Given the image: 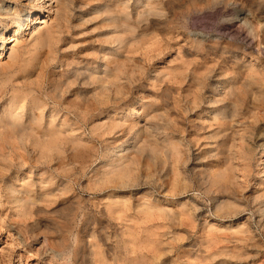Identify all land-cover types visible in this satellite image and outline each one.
Listing matches in <instances>:
<instances>
[{
  "label": "rangeland",
  "instance_id": "rangeland-1",
  "mask_svg": "<svg viewBox=\"0 0 264 264\" xmlns=\"http://www.w3.org/2000/svg\"><path fill=\"white\" fill-rule=\"evenodd\" d=\"M43 1L40 10L38 4ZM67 1L72 10L61 18L56 17L55 0H0V7L14 12L8 20L0 16V45L23 24L25 11L32 8L26 21L29 24L14 34L15 41L6 44L0 55V124L13 116L7 111L15 93L20 103L15 104V112L19 111L24 121L46 102L43 122L50 124L51 87L57 85L55 111H62L54 112L59 140L55 139V151L46 159H39V150L30 142L11 140L9 132L0 133V264H264V4L259 10L251 0H148L153 1V7L160 4V9H153L159 12L154 15L152 11V18L146 17L148 22H139L135 4L147 0ZM110 1L122 7L127 4L134 25L140 27L137 40L120 49L118 42L109 43L117 34L107 14L96 12ZM41 17L49 22L40 27L61 32L54 33L57 39L52 50L43 46L37 54L44 57L36 55L32 60L38 63L31 72L35 75L31 79L37 75L36 79L20 84L18 77L24 73L6 65L11 60L10 47L19 41L20 54L22 46L32 51L37 34L34 20ZM128 35L123 36L130 38ZM114 48L119 51L114 57L125 59L120 61L126 65L118 101L98 106L89 97L87 102H94L82 104L80 110L76 107L79 100H74L77 96L72 95L81 88L87 90L85 87L72 85L70 93L60 94L63 75L71 66L98 65L106 54L104 59L112 68L108 54L110 57ZM39 63H44V70L40 71ZM222 80L224 87L218 91L233 85L236 94L226 91L221 104L212 90ZM107 93L113 96L111 91ZM59 94L63 97L57 98ZM215 98L219 100L216 103L210 100ZM228 98L234 104L227 102ZM84 106L86 110L80 112ZM231 106L239 109L234 121L225 124L216 120L213 110L225 107L230 111ZM130 108L137 111L130 119L140 123L126 129L131 120L125 114ZM118 121L124 125L114 126ZM156 143L161 149L157 150ZM117 158L120 166L123 162L127 168L120 172L122 177L117 170L109 173L119 165ZM220 170L230 176L228 181L213 178ZM104 177L106 181L112 177V183L104 182ZM12 184L21 192L19 197L26 193L30 196L26 199H32L27 202L25 195L17 200L19 193ZM26 188L31 191L24 192Z\"/></svg>",
  "mask_w": 264,
  "mask_h": 264
},
{
  "label": "bare ground",
  "instance_id": "bare-ground-1",
  "mask_svg": "<svg viewBox=\"0 0 264 264\" xmlns=\"http://www.w3.org/2000/svg\"><path fill=\"white\" fill-rule=\"evenodd\" d=\"M37 1H39V2H41L40 0H37ZM100 1V0H99ZM118 1V0H117ZM136 1V0H135ZM146 1V0H145ZM32 2V1H31ZM44 2V1H43ZM157 2V0L154 2V3H156ZM217 2V1H216ZM249 2V1H248ZM251 2H252V4L254 5V7L256 8V9H259L260 10V7H261V5L262 4H264V0H251ZM153 3V1L151 2V1H148L147 0V2H146V4H143V3H137L136 2V4H135V9H136V11H135V19H137L138 21L140 20V21H142L143 19L144 20H146L147 22L149 21V20H147V16H149V14L150 13H153L152 11H154L155 9H157V8H159V7H157V6H159L158 4H157V8L156 7H153L154 5L152 4ZM158 3V2H157ZM160 3V2H159ZM262 3V4H261ZM44 4H45V2L44 3H39L38 4V9H42L43 7H44ZM103 4V3H102ZM139 4H141V8L139 7L140 5ZM143 4V5H142ZM251 4V3H250ZM82 5V4H81ZM153 5V6H152ZM248 5V4H247ZM125 6V7H124ZM134 6V5H133ZM143 6V7H142ZM128 5L127 4H125V5H123V7H122V5H121V3H112L111 1H110V3H106L104 6H102V7H97V10H96V12H102V14L104 13V15H105V13L107 14V20H108V23L109 24H112V27L111 28H113L114 30L113 31H115L116 32V36L115 37H110L108 40H109V43H115V42H118L119 43V48L118 49H120V47H122V46H124V44H129V43H133V42H135L136 40H137V38H138V36L136 35V31H137V29L138 28H140V27H137V25H134V21H133V17H132V15L133 14H131L130 13V11H127L128 10ZM34 8V7H33ZM55 9H56V17L57 16H62L61 18H64L65 17V15H67V12H68V10L69 11H71L72 10V8H70V5H69V1H67V0H55ZM127 9V10H126ZM132 9V8H131ZM154 9V10H153ZM160 9V8H159ZM261 9H262V7H261ZM155 11H157V10H155ZM155 11H154V13H155ZM257 11V10H256ZM10 12H12V10L10 9V8H8V7H2V5H1V7H0V16H2L4 19H10L11 18V14H10ZM26 13L23 15V18L21 19V22L23 23L22 25L21 24H19V25H17L15 28H14V34H18L19 33V31H22V29H23V27L24 26H27L29 23H26V21H28L29 19H28V15L30 14V13H32V8H29L28 10H26L25 11ZM92 12V11H91ZM159 12V11H158ZM157 12V13H158ZM261 12V11H260ZM12 13H14V12H12ZM157 13H155L154 15H157ZM162 13V12H161ZM17 14V13H16ZM92 14V13H91ZM96 14V13H95ZM100 13H98V15H99ZM131 14V15H130ZM163 14V13H162ZM94 15V14H93ZM101 15V14H100ZM100 15H99V17H100ZM264 15V14H263ZM97 16V15H96ZM134 16V15H133ZM151 16H153V14H151ZM151 16H149L150 18H152ZM13 17V16H12ZM67 17H69V16H67ZM259 17H260V15H259ZM92 18V17H91ZM96 18V17H95ZM146 18V19H145ZM261 18V17H260ZM97 19V18H96ZM154 19V18H153ZM20 20V19H19ZM93 20V19H92ZM107 20H106V22H107ZM143 20V21H144ZM162 20V19H161ZM31 21V20H30ZM55 21H56V19H55ZM81 21V20H80ZM87 21H88V19H87ZM90 21H91V19H90ZM105 21V20H104ZM137 21V22H138ZM139 21V22H140ZM5 22V21H4ZM48 22H49V20H46L45 19V17H41V18H37V19H35L34 20V23H36L37 25H36V30H37V34H36V36L34 37V42L32 43V48H33V50L31 51L30 49V52L28 51V50H26L25 49V46H22V47H24V49L22 48V50H24V51H21V53L22 54H20V52H19V48H20V42L19 41H16L15 42V46H12V47H10V53H9V57H10V61L7 63L6 62V65L8 64V67H14V68H18V70L19 71H22L23 73H24V75L23 76H21V77H18L19 78V81H21V83L20 84H25V82H29V84L30 83H32V81L33 80H35L36 79V77H37V75H36V77H35V79H31V76H32V69L36 66V65H38V63L37 62H32V60H34L37 56L36 55H38L37 54V52L40 50V49H42V47L44 46V49H46V51H48L49 52V50H47V47H49V48H51L50 50H52V45H53V41L55 40V39H57V33L58 32H61V31H55V32H53L51 29H48V26H46V29H43V28H45V26L42 28V27H40L42 24H48ZM84 22V21H83ZM137 22H135V24H137ZM145 22V21H144ZM263 22V21H262ZM82 23V22H81ZM107 23V24H108ZM151 23V22H150ZM259 23H261L260 21H259ZM0 24H1V20H0ZM108 24V25H109ZM139 24V23H138ZM143 24V23H142ZM149 24V23H148ZM147 24V25H148ZM57 25V24H56ZM144 25V24H143ZM153 25V24H152ZM261 25V24H260ZM58 26V25H57ZM56 26V27H57ZM60 26V25H59ZM111 26V25H110ZM144 26H146V23H145V25ZM50 27H51V25H50ZM142 27V29H143V26H141ZM153 27V26H152ZM42 28V29H41ZM52 28H55V27H52ZM60 28V27H59ZM146 28H148V26H146ZM145 28V29H146ZM161 28V27H160ZM57 29H58V27H57ZM141 29V30H142ZM60 30V29H59ZM143 31V30H142ZM127 32L129 33V35H130V38H127L126 36L124 37L123 35L124 34H126V35H128L127 34ZM144 32V31H143ZM54 33H56V36H54L55 34ZM14 34L11 36V35H7L6 36V38H5V42H4V44H2V45H0V55L3 53V51H4V49H5V46H6V44H9V43H11V42H13V41H15V39H12L13 38V36H14ZM112 34V33H111ZM157 34V33H156ZM105 35V34H104ZM115 35V34H114ZM128 35V36H129ZM108 37V36H107ZM0 38H1V36H0ZM4 38V37H3ZM127 38V39H126ZM102 40V39H101ZM107 42V41H106ZM103 43V42H102ZM118 43H116V44H118ZM107 44V43H106ZM110 44V45H111ZM120 44H121V46H120ZM27 46V45H26ZM118 46V45H117ZM116 47V46H115ZM48 48V49H49ZM113 48V47H112ZM197 48V47H196ZM44 49H42V50H44ZM105 49H107V48H105ZM117 48H114V49H112L111 50V56L109 57V54H108V58H109V60H113V65H111V66H113L112 68L109 66V63L106 61L107 60V56H106V54H103V55H101L102 57H100L101 58V61H100V63L98 64V65H94V66H88V65H93V64H91V63H86V64H82L83 66H80V67H77V66H79V65H76V66H74L73 65V62L71 63L73 66H71V68L69 69V70H67V73L66 74H64L63 75V80H62V82H61V85L59 86L60 88H59V92H61L60 94H64V92H66V93H70L71 92V90H73V89H71L70 90V88H71V86L72 85H76V86H79V87H81V86H83V87H85V89H87V90H83L82 91V88H81V92H79V91H77L76 93H73V95H72V97L74 96H77V98L78 99H74L75 101L76 100H79V101H77L78 103L76 104L77 106V108H79L82 104H85V103H91V102H94V101H96V104H98V106L99 105H101V104H103V106H104V103L106 102H108L107 104H109V102L110 101H118L117 100V97H119V95L121 96V94H120V89H121V86H122V81H121V72L123 71L122 69H126V65H122V64H124V58L122 57V59H124V60H121V58L120 59H118V57H114L115 56V54L114 53H117V52H119V51H117L118 50ZM55 50V49H54ZM221 50V49H220ZM213 52V51H212ZM39 53V52H38ZM42 53V52H41ZM52 53H54V52H52ZM130 53V52H129ZM198 53V52H197ZM216 53V52H215ZM23 54L26 56L27 54H29L30 56L29 57H23ZM40 54V53H39ZM45 54V53H44ZM48 54H51V53H48ZM118 54V53H117ZM47 55V54H46ZM86 55H87V53H86ZM28 56V55H27ZM38 56H40V57H42L43 56V53H42V56L41 55H38ZM44 57V56H43ZM47 57V56H46ZM48 57H49V59L51 58L49 55H48ZM53 57V56H52ZM63 57V56H62ZM75 57V56H74ZM216 57H218V56H216ZM1 58V57H0ZM38 58V57H37ZM73 58V57H72ZM88 58V57H87ZM98 58V57H97ZM99 58V59H100ZM104 58H106V60L104 59ZM52 59V58H51ZM71 59V58H70ZM126 59H127V57H126ZM129 59V58H128ZM233 59V58H232ZM9 60V59H8ZM37 60V59H36ZM39 60H40V58H39ZM69 60V59H68ZM73 60V59H72ZM79 60H81V59H79ZM94 59H92L91 60V62L93 61ZM98 60V59H97ZM104 60V61H103ZM108 60V61H109ZM111 60V61H112ZM124 61V62H121V61ZM71 61V60H70ZM119 61H120V63H119ZM40 62V61H39ZM41 62H42V59H41ZM44 62V61H43ZM64 62V61H63ZM67 62V61H66ZM69 62V61H68ZM68 62H67V64H68ZM74 62H76L75 60H74ZM82 62V61H81ZM128 62V61H127ZM48 63V62H47ZM52 63V62H51ZM77 63H79V61L77 62ZM122 63V64H121ZM40 64V63H39ZM43 64V65H42ZM64 64H66V63H64ZM63 64V65H64ZM71 64H68V66H70ZM80 64V63H79ZM88 64V65H87ZM94 64H96V63H94ZM225 64V63H224ZM127 65H128V63H127ZM33 67V68H32ZM38 67V66H37ZM40 71H41V69H43L44 70V63H41L40 64ZM124 67V68H123ZM128 68H130L129 66H127ZM228 67V66H227ZM67 68H69V67H67ZM134 68V67H133ZM132 68V69H133ZM202 68V67H201ZM37 69V68H36ZM39 69V68H38ZM65 69V68H64ZM10 70V69H9ZM15 70V69H14ZM17 70V71H18ZM131 70V69H130ZM130 70H128V72L130 71ZM134 70V69H133ZM16 71V70H15ZM65 71V70H64ZM22 72H21V75H22ZM37 72H38V70H37ZM37 72H35V73H37ZM53 72V71H52ZM125 72V71H124ZM200 72V71H199ZM223 72V71H222ZM225 72V71H224ZM10 73H11V71H10ZM13 73V72H12ZM11 73V74H12ZM39 73V72H38ZM47 73V72H46ZM55 73V72H54ZM62 73V72H61ZM195 73V72H194ZM198 73V72H197ZM197 73H195L194 74V76H196L197 75ZM51 74H53V73H51ZM50 74V75H51ZM63 74V73H62ZM131 74H132V72H131ZM130 74V75H131ZM134 74V73H133ZM193 74V73H192ZM191 74V75H192ZM221 74V73H220ZM222 74H224V73H222ZM43 75H44V73H43ZM123 75H124V73H123ZM207 75V74H206ZM257 75V74H256ZM17 76H18V74H17ZM20 76V75H19ZM35 76V75H34ZM34 76H32V78L34 77ZM38 76H40V75H38ZM54 76V75H53ZM53 76H52V78H51V81H53L52 79H53ZM61 77H62V75H60ZM193 76V77H194ZM199 76V75H198ZM220 76V75H219ZM224 76V75H223ZM222 75H221V77H223ZM15 77H16V75H15ZM59 77V76H58ZM17 78V77H16ZM196 78L198 79V77L196 76ZM206 78V77H205ZM252 78V77H251ZM55 79V78H54ZM56 79H58V78H56ZM55 79V80H56ZM61 79V78H60ZM194 79V78H193ZM17 79H15V81H16ZM26 80H29V81H26ZM38 80H39V77H38ZM46 80H47V78H46ZM191 80V79H190ZM201 80V79H200ZM202 80H203V78H202ZM225 80V79H224ZM227 80V79H226ZM58 81H59V79H58ZM197 81V80H196ZM199 81V80H198ZM228 81V80H227ZM257 81V80H256ZM12 82V81H11ZM36 83H38L37 81H35ZM56 82H57V80H56ZM191 82V81H190ZM189 82V83H190ZM194 82H195V79H194ZM248 82V81H247ZM40 83H41V81H40ZM42 83H43V81H42ZM42 83L40 84L41 86H42ZM193 83V82H192ZM200 83V82H199ZM15 84V83H14ZM51 84H53V83H51ZM125 84V83H124ZM260 84V83H259ZM39 85V84H38ZM48 85V84H47ZM256 85V84H255ZM21 86V85H20ZM36 86V85H35ZM41 86H39V87H41ZM54 86V85H53ZM58 86V85H57ZM57 86H56V88H57ZM195 86V85H194ZM199 86V85H198ZM201 86V85H200ZM206 86V85H205ZM229 86H231V84H229ZM233 86V85H232ZM231 86V87H232ZM12 87V86H11ZM10 87V88H11ZM14 87V86H13ZM37 87V86H36ZM75 87V86H74ZM224 87V81L222 80V81H219V82H217V84H216V88H214V90H212L213 91V95H214V97H217V98H219V100H221V104L223 103L222 101L226 98H222V99H220V97L222 96V95H225L226 93V91L228 92V90H229V94L228 95H230V93H232V91L234 92L235 90L233 89H231V87L230 88H228V90H220V92L218 91L219 89H222ZM234 87V86H233ZM15 88V87H14ZM13 88V89H14ZM32 88H34V87H32ZM52 89H51V92L53 93V96L51 97L52 98V102L54 103L53 105H52V109H50L51 111H50V118H51V122H48V123H50L49 125L48 124H46V125H48V126H46L45 125V123L43 122V113H44V110H45V108H46V106L48 105V103H43V104H40L41 106H39L38 105V107H37V109H38V113L36 112V113H32L31 114V116L28 118V120H23V116L20 114V112L19 111H17V112H15L16 110H17V106L15 105V104H20L17 100V97L15 96L16 95V93H15V95L14 96H12V99H11V101H10V103H9V109H8V111H7V114H13V116L11 117H7L8 119L6 120V122L4 123V125L2 126L1 124V126H0V133H8L9 132V135H10V138H12L11 140H13L14 138H19V139H21L22 140V142H30L31 144L30 145H32L34 148H37V150H39L37 153H38V156H39V159L41 160V159H46L47 158V156L50 154V153H52V152H54L55 151V144H56V140H59V138L57 139V137L55 136V130L56 129H54L55 128V113L54 112H56L55 111V102H57V100L55 99L56 97H55V91H56V88L55 87H51ZM73 88V87H72ZM246 88V87H245ZM247 88H248V86H247ZM19 89V88H18ZM22 89V88H21ZM24 89V88H23ZM29 89V88H28ZM201 89V88H200ZM227 89V88H226ZM262 89V88H261ZM25 90V89H24ZM27 90V89H26ZM25 90V91H26ZM41 90V89H40ZM122 90V89H121ZM15 91V90H14ZM14 91H12V92H14ZM27 91H30V92H32L31 90H27ZM34 91V90H33ZM108 91H111L112 93H113V96L111 97L110 96V92L109 93H107ZM217 91L219 92V93H217ZM16 92V91H15ZM29 92V93H30ZM43 92V91H42ZM41 92V93H42ZM44 92H45V90H44ZM74 92H75V90H74ZM18 93V92H17ZM40 93V94H41ZM47 93L49 94V92L47 91ZM235 93V92H234ZM238 93V92H237ZM19 94V96H21V93L19 92L18 93ZM18 94H17V96H18ZM25 94V92L23 93V95ZM51 94V93H50ZM58 94V93H57ZM56 94V95H57ZM58 95L57 96V98H62L63 97V95ZM236 94V93H235ZM35 95V94H34ZM42 95V94H41ZM118 95V96H117ZM19 96H18V98H19ZM25 96V95H24ZM23 96V97H24ZM31 96V95H30ZM226 96V95H225ZM232 96H233V94H232ZM27 97H28V95H27ZM33 97V96H32ZM73 97V98H74ZM89 97L90 98H93L94 99V101H90V102H87V101H89V100H87V99H89ZM209 97H210V95H209ZM224 97V96H223ZM228 97V96H227ZM21 98V97H20ZM35 98V96L33 97V99ZM37 98V97H36ZM45 98H47L46 96H45ZM213 98V97H212ZM235 98H236V96H235ZM238 98V97H237ZM242 98V97H241ZM245 98V97H244ZM247 98V97H246ZM92 99V100H93ZM119 99V98H118ZM209 99V98H208ZM229 99V98H228ZM232 99H233V97H232ZM20 100V99H19ZM22 100H24V98L22 99ZM37 100H39L38 98H37ZM42 100H43V98H42ZM51 100V99H50ZM60 100V99H59ZM68 100H69V98H68ZM71 100L72 101H74L72 98H71ZM71 100H69L68 102H70ZM211 101H213L214 102V100H215V103H216V101H219V100H217L216 98L215 99H210ZM234 100V99H233ZM236 100V99H235ZM36 101V100H35ZM44 101V100H43ZM67 101V100H66ZM65 101V102H66ZM71 101V102H72ZM74 101V102H75ZM120 101V100H119ZM226 101L227 102H230L231 103V101H230V99H229V101L226 99ZM225 101V102H226ZM237 101V100H236ZM235 101V102H236ZM18 102V103H17ZM23 102V101H22ZM39 102V101H38ZM42 101H40L39 103H41ZM61 100L59 101V103L61 104ZM233 102V101H232ZM120 103V102H119ZM219 103V102H218ZM67 104H69V103H67ZM89 104H88V106H89ZM116 104H118V103H115V105ZM213 104V103H212ZM228 104V103H227ZM231 104H234V103H231ZM22 105V104H21ZM59 105V104H58ZM63 105H64V103H63ZM85 105H87V104H85ZM91 105V104H90ZM230 105V104H229ZM244 105V104H243ZM13 106H16V107H14L13 108ZM83 106V105H82ZM228 106V105H227ZM226 106V107H227ZM235 106V105H234ZM232 107L231 108V110L229 111L228 109L230 108H228L227 110H226V108L224 107V108H221V109H216V110H213L214 112V117L216 118V120H219V121H221V123H225V122H228V123H231V121H234V117L236 116V114L238 113V111H239V109H238V111L236 110V108L235 107ZM237 106V105H236ZM24 107V106H23ZM58 107V106H57ZM59 107H61V106H59ZM91 107V106H90ZM92 107H94L93 106V103H92ZM96 107V106H95ZM94 107V108H95ZM221 107V106H220ZM240 107H241V105H240ZM239 107V108H240ZM18 108H20L19 106H18ZM50 108V107H49ZM63 108V107H62ZM69 108V107H68ZM67 108V109H68ZM72 108V107H71ZM70 108V109H71ZM83 108V107H82ZM84 108H85V106H84ZM82 109V111H80V112H83V110H86V108L85 109ZM114 108V107H113ZM218 108H219V106H218ZM21 109V108H20ZM19 109V110H20ZM36 109V110H37ZM75 109V108H74ZM88 109V108H87ZM90 109V108H89ZM88 109V110H89ZM93 109V108H92ZM100 109V108H99ZM63 110V109H62ZM77 110V109H76ZM98 110V109H97ZM112 110H114V109H112ZM126 110H128V109H126ZM237 112H236V111ZM59 109L57 110V112L56 113H58L59 114ZM64 111H65V109H64ZM69 111V110H68ZM100 111H101V109H100ZM60 112H62V111H60ZM78 112V111H77ZM86 112V111H85ZM90 112V111H89ZM67 113V112H66ZM88 113V112H87ZM115 113V112H114ZM137 113V111H136V108H130L128 111H127V113L125 114V116H127V117H129V119L130 118H132L135 114ZM147 113V112H146ZM57 114V115H58ZM62 114H64V113H62ZM76 114V113H75ZM83 114V113H82ZM98 115H99V112L97 113ZM227 114V115H226ZM239 114V113H238ZM69 115V114H68ZM67 115V116H68ZM77 115H78V113H77ZM79 115H81V114H79ZM59 116V115H58ZM65 117H66V114L64 115ZM82 116V115H81ZM48 117V116H47ZM64 117V118H65ZM83 119L86 117V115L85 114H83ZM82 117H80V118H82ZM148 117V116H147ZM241 117V116H240ZM68 118V117H67ZM88 118V117H87ZM238 118V117H237ZM69 119V118H68ZM5 120V119H4ZM131 120V119H130ZM213 120V119H212ZM230 120V121H229ZM237 120V119H236ZM236 120H235V123H237L236 122ZM66 121V120H65ZM3 122V121H2ZM122 122V121H121ZM123 122H124V120H123ZM216 122V121H215ZM47 123V122H46ZM114 123V124H113ZM112 124L114 125V126H116L117 125V123H119V126H121L122 127V124L123 123H121L120 124V122L118 121V122H113ZM127 123V122H126ZM126 123H125V125H126ZM128 126L129 127H126V129L127 128H136V126L140 123V122H136V121H128ZM146 123H147V121H146ZM220 123V122H219ZM220 123V124H221ZM227 123V125L229 126L230 124H228ZM234 123V122H233ZM234 123V124H235ZM148 124V123H147ZM219 124V125H220ZM226 124V123H225ZM111 125V124H110ZM124 125V124H123ZM221 125H223V124H221ZM227 125H224L225 126V128H226V126ZM235 125H237V124H235ZM62 126V125H61ZM74 126V125H73ZM114 126L112 127V128H114ZM118 125H117V127H119ZM150 126V125H149ZM227 126V127H228ZM233 126V125H232ZM98 127V126H97ZM123 127H125V126H123ZM143 127V126H142ZM221 127V126H220ZM220 127H219V129H220ZM239 127V126H238ZM70 128V127H69ZM96 128V127H95ZM99 128V127H98ZM97 128V129H98ZM116 128V127H115ZM137 128H139V127H137ZM155 128V127H154ZM158 128V127H157ZM234 128V127H233ZM232 128V129H233ZM73 129V128H72ZM76 129V128H75ZM75 129H73V130H75ZM78 129H80V128H78ZM107 129V128H106ZM156 129V128H155ZM222 129V128H221ZM223 129H224V127H223ZM230 129H231V127H230ZM231 129V130H232ZM69 130H71V129H69ZM110 130H111V128H110ZM110 130H106V131H110ZM114 130V129H113ZM130 130V129H129ZM136 130V129H135ZM134 130V131H135ZM140 130V129H139ZM161 130V129H160ZM225 130V129H224ZM226 130H227V128H226ZM68 131V130H67ZM76 132H77V129L75 130ZM112 131V130H111ZM127 131V130H126ZM137 131V130H136ZM219 131V130H218ZM221 131V130H220ZM223 131V130H222ZM57 132H59L58 130H57ZM63 132V131H62ZM61 132V133H62ZM66 132V131H65ZM74 132V131H73ZM72 132V133H73ZM142 131H140V133H141ZM150 132V131H149ZM223 132H225V131H223ZM228 132V131H227ZM232 132V131H231ZM68 133H71V131L70 132H68ZM75 133V132H74ZM109 133V132H108ZM137 133V132H136ZM219 133H222V132H219ZM57 134V136H58V134L59 133H56ZM157 134V133H156ZM224 134V133H223ZM232 134V133H231ZM229 135V136H232V135ZM235 134V133H234ZM4 134H2V137H4L3 136ZM9 135L7 136V137H9ZM224 135H226V133L224 134ZM228 135V134H227ZM60 136H61V134H60ZM71 136H72V134H71ZM147 136V135H146ZM151 136V135H150ZM169 136V135H168ZM228 136V137H229ZM56 137V138H55ZM59 137V136H58ZM170 137V136H169ZM218 137V136H217ZM233 137V136H232ZM231 137V138H232ZM239 137H241V136H239ZM6 138V137H5ZM136 138V137H135ZM6 139H8V138H6ZM56 139V140H55ZM161 139V138H160ZM166 139V138H165ZM233 139V138H232ZM16 140V139H15ZM14 140V141H15ZM18 140V139H17ZM174 140V139H173ZM3 141V140H2ZM56 141V142H55ZM139 141V140H138ZM146 141V140H145ZM170 141V140H169ZM231 141V140H230ZM60 142H62L61 140H60ZM140 142V141H139ZM154 142H156V141H154ZM162 142V141H161ZM165 142V141H164ZM171 142H172V140H171ZM177 142V141H176ZM246 142V141H245ZM18 143V142H17ZM167 143V142H166ZM173 144L175 143V142H172ZM227 143V142H226ZM9 144V143H8ZM129 144V143H128ZM143 144V143H142ZM141 144V145H142ZM165 143H163V145H164ZM169 144H171V143H169ZM176 144V143H175ZM175 144H174V146H175ZM219 144V143H218ZM228 144V143H227ZM245 144V143H244ZM5 145H7V143L5 144ZM13 145H15L16 146V144H14V142H13ZM18 145H20V144H18ZM140 145V146H141ZM156 145H159V146H157L156 148H158V147H160L161 145L160 144H157L156 143ZM163 145H162V147H163ZM221 145V144H220ZM232 145V144H231ZM238 145V144H237ZM242 145V144H241ZM12 146V145H11ZM58 146V145H57ZM149 146H150V144H149ZM152 146V145H151ZM165 146V145H164ZM167 146V145H166ZM173 145L171 146V149H172V147H174ZM178 146V145H177ZM23 147V146H22ZM142 147H144L143 145L141 146V148ZM148 147V146H147ZM168 147H169V145H168ZM180 147V146H179ZM243 147V146H242ZM6 148V147H5ZM11 148V147H10ZM18 148H19V146H18ZM24 148H25V145H24ZM33 148V149H34ZM135 148V147H134ZM154 148V147H153ZM153 148H151V149H153ZM182 148V147H181ZM239 148V147H238ZM60 149V148H59ZM136 149V148H135ZM143 149V148H142ZM155 149V148H154ZM153 149V150H154ZM160 149H161V147H160ZM173 149H175V148H173ZM177 149H178V147H177ZM177 149H176V151H177ZM219 149V148H218ZM223 149V148H222ZM248 149V148H247ZM4 150H6V149H4ZM11 150V149H10ZM24 150V149H23ZM35 150V149H34ZM33 150V151H34ZM157 150H159V148L157 149ZM220 150V149H219ZM25 151V150H24ZM140 151V150H139ZM155 151V150H154ZM164 151H166V150H164ZM173 151V155H174V151L175 150H172ZM179 151V150H178ZM240 151V150H239ZM243 151V150H242ZM32 152V151H31ZM35 152V151H34ZM169 152H171V150L169 151ZM154 153V152H153ZM156 153H157V151H156ZM171 154H172V152H171ZM176 154H178V152L176 153ZM168 155V154H167ZM217 155H218V153H217ZM175 156V155H174ZM50 157V156H49ZM48 157V158H49ZM127 157H129V156H127ZM170 157H171V155H170ZM246 157V156H245ZM223 158V157H222ZM125 159V158H124ZM177 159V158H176ZM224 159V158H223ZM38 160V159H37ZM120 158H117L116 160H115V162H117V164H119L120 163ZM173 160V159H172ZM39 161V160H38ZM127 161V160H126ZM226 161V160H225ZM40 162V161H39ZM114 162V163H115ZM135 162V161H134ZM133 162V163H134ZM174 162V161H173ZM178 162V161H177ZM132 163V164H133ZM116 164V165H117ZM122 164H123V162H122ZM122 164H121V166H120V164L116 167V166H114V167H112V169H111V167H110V171H109V173L111 174L112 173V175H113V173H116V172H118L117 174L118 175H120V172L122 173L123 172V169H125L126 167V165L124 166H122ZM125 164V163H124ZM127 164V163H126ZM225 164V163H224ZM108 166V165H107ZM174 166H175V164L173 165V168H174ZM120 167H122V169L120 168ZM123 167H125V168H123ZM130 167V166H129ZM220 167V166H219ZM120 168V169H119ZM177 168V167H176ZM127 169V168H126ZM129 169H131V168H129ZM232 169V168H231ZM117 170V171H116ZM116 171V172H115ZM126 171V172H125ZM127 171L128 170H124V172L125 173H127ZM174 171H175V168H174ZM179 171V170H178ZM226 171H227V169H226ZM231 171V170H230ZM108 171H107V176H108ZM175 173H177V172H175ZM211 173V172H210ZM217 173V172H216ZM229 173V172H228ZM117 174H115V175H117ZM123 174V173H122ZM207 174V173H206ZM227 173L226 172H224V170H220V171H218V173H217V175L216 176H214L213 178L215 179L217 176H219L220 178H217V179H221V177L223 178V179H221V182L223 181V180H229V178L228 177H230V176H227L226 175ZM114 175V176H115ZM117 175V176H118ZM124 175H128V173L127 174H124ZM123 175V176H124ZM130 175V174H129ZM176 175H178V174H176ZM215 175V174H214ZM230 175H232V174H230ZM110 176V175H109ZM225 176H227V178L225 177ZM105 177H106V174H105ZM105 177L104 178H102V179H105ZM119 177H122L121 175L119 176ZM176 177V176H175ZM109 179H108V181H109V183H112V180H111V178L112 177H108ZM116 178V177H115ZM128 178V177H127ZM179 178V177H178ZM234 178V177H233ZM114 179V178H113ZM121 179V178H120ZM126 179V178H125ZM205 179V178H204ZM203 179V180H204ZM209 179V178H208ZM216 179V180H217ZM232 180V179H231ZM104 182L106 181V179L105 180H103ZM103 181H102V183H103ZM108 181H106V182H108ZM111 181V182H110ZM122 181V180H121ZM100 182V181H99ZM118 182H120V181H118ZM214 182H218V181H215L214 180ZM213 182V183H214ZM220 182V181H219ZM94 183V182H93ZM102 183H100V184H102ZM108 183V184H109ZM115 183V182H114ZM123 183H124V181H123ZM213 183H212V185H213ZM229 183V182H228ZM116 184H118V183H116ZM122 184V183H121ZM222 185V184H221ZM13 186V190H14V192H18L19 193V195L17 196V200H22L23 198H24V196L25 195H27L26 193L24 194V196L23 197H19L20 196V193L21 192H19L18 191V187L16 188V185L14 184H12L11 185V187ZM209 186V185H208ZM216 186V185H215ZM119 187V186H118ZM11 189V188H10ZM66 189V188H65ZM115 189V188H114ZM12 190V191H13ZM56 190V189H55ZM63 190H64V188H63ZM9 191V190H8ZM11 191V190H10ZM29 191H31L30 190V188H26L25 189V191L24 192H29ZM210 191V190H209ZM23 192V191H22ZM54 192V191H53ZM49 193V192H48ZM28 196H29V194L27 195V197L25 196V199L26 198H28ZM39 196V195H38ZM30 197V196H29ZM15 199V198H14ZM24 199V200H25ZM30 199H32V198H29L28 200H27V202L30 200ZM37 199V198H36ZM34 203H35V201H34V199L32 200ZM37 201V200H36ZM31 202V201H30ZM217 203V202H216ZM223 203V202H222ZM226 203V202H225ZM224 203V204H225ZM31 204V203H30ZM24 205V204H23ZM26 205V204H25ZM225 205H227V203L225 204ZM122 206H124V205H122ZM220 207H222V205H219ZM224 206V205H223ZM29 207V206H28ZM111 207V206H110ZM225 207V206H224ZM28 209V208H27ZM111 209V208H110ZM115 209V208H114ZM122 209V208H121ZM26 210V209H25ZM116 211H117V209H115ZM31 211V210H30ZM26 212V211H25ZM30 213V212H29ZM118 213V212H117ZM116 213V214H117ZM123 234V233H122ZM122 237V236H121ZM119 240V239H118ZM119 242V241H118ZM124 245V244H123ZM104 264H105V262H104Z\"/></svg>",
  "mask_w": 264,
  "mask_h": 264
}]
</instances>
